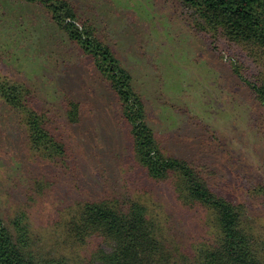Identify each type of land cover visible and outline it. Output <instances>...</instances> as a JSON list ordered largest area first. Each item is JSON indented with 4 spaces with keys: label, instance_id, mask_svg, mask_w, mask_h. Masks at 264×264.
Returning <instances> with one entry per match:
<instances>
[{
    "label": "rangeland",
    "instance_id": "rangeland-1",
    "mask_svg": "<svg viewBox=\"0 0 264 264\" xmlns=\"http://www.w3.org/2000/svg\"><path fill=\"white\" fill-rule=\"evenodd\" d=\"M72 2L133 73L148 120L171 152L214 168V185L236 187L242 195L264 180V118L259 107L254 114L249 89L227 64L230 58L247 70L239 46L224 39L214 47L208 34L192 31L169 0ZM0 72L33 88L35 108L60 113L68 99L82 105L78 125L61 119L60 126L77 164L75 178L27 151L17 115L0 102V214L5 221L26 209L46 251L82 262L91 261L99 239L75 246L61 230L69 206L88 197L122 203L139 198L188 253L208 238L202 209L183 204L167 183L131 164L113 94L39 7L0 0Z\"/></svg>",
    "mask_w": 264,
    "mask_h": 264
},
{
    "label": "trees",
    "instance_id": "trees-1",
    "mask_svg": "<svg viewBox=\"0 0 264 264\" xmlns=\"http://www.w3.org/2000/svg\"><path fill=\"white\" fill-rule=\"evenodd\" d=\"M21 1L42 9L90 62L95 76L113 94L131 164L136 162L150 178L167 183L183 204L202 209L208 238L195 243L188 253L139 198L122 203L117 198L88 197L69 206L61 234L75 246L99 239L91 261L72 259L55 249L46 251L28 212L19 208L8 221L0 214V264H264V180L243 195L236 187L214 185V168L171 152L156 134L133 73L113 46L96 33L95 24L77 12L72 0ZM169 1L178 5L193 32L209 35L214 47L224 39L240 47L247 70L242 71L243 65L230 58L227 64L249 89L254 114L259 107L262 120L264 0ZM34 93L27 83L0 72V102L17 115L27 151L77 178V164L60 126L80 123V101L68 99L60 113H55L33 107Z\"/></svg>",
    "mask_w": 264,
    "mask_h": 264
}]
</instances>
